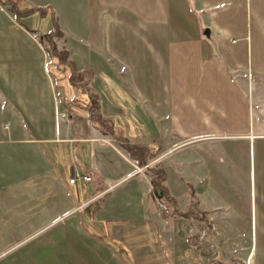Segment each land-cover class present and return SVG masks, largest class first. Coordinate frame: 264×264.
Segmentation results:
<instances>
[{
  "label": "crops",
  "instance_id": "obj_1",
  "mask_svg": "<svg viewBox=\"0 0 264 264\" xmlns=\"http://www.w3.org/2000/svg\"><path fill=\"white\" fill-rule=\"evenodd\" d=\"M56 33L82 83L49 72ZM250 96L264 0H0V264H205L188 218L219 248L222 216L190 183L255 137ZM241 251L214 264H264Z\"/></svg>",
  "mask_w": 264,
  "mask_h": 264
},
{
  "label": "rangeland",
  "instance_id": "obj_2",
  "mask_svg": "<svg viewBox=\"0 0 264 264\" xmlns=\"http://www.w3.org/2000/svg\"><path fill=\"white\" fill-rule=\"evenodd\" d=\"M56 34L54 35L55 38L52 37L50 44L47 43L46 45L47 58L50 63L49 72L51 73V69L57 66V57H62L63 67L70 75L71 72L76 71L71 70L66 54H61L63 49L61 38L58 33ZM76 74L82 83L83 74ZM250 105L253 124V131L250 134L255 137L253 139L246 138L245 142H239L238 150L229 153L223 151L227 155L219 153L216 155L214 163L206 165L202 161L201 166L197 165L199 182L190 183L191 188L200 185L203 191L202 201L207 205L205 206L208 208L218 207V214L222 216L219 231L224 244L218 248L212 239L211 226L207 231L215 251L213 261L217 259L221 249L227 254L244 255L246 253L243 254L240 250L242 248L248 250L251 242L256 244V249L259 252L261 241L264 242V102L262 100L255 102L253 96H250ZM155 133L158 137L160 136L159 132ZM177 155L169 159L171 161L172 159L178 160L180 154ZM190 160L192 163L195 159L191 158ZM188 167L190 169L191 165ZM173 177L176 179V176ZM177 200L180 201V199ZM159 201L169 208L173 207V200L160 197ZM211 214L217 216L215 210ZM202 248L205 253V264H209L208 257L211 255V248Z\"/></svg>",
  "mask_w": 264,
  "mask_h": 264
},
{
  "label": "built area",
  "instance_id": "obj_3",
  "mask_svg": "<svg viewBox=\"0 0 264 264\" xmlns=\"http://www.w3.org/2000/svg\"><path fill=\"white\" fill-rule=\"evenodd\" d=\"M31 38L34 41H38V37L35 34H32ZM56 56H57V54H56ZM70 75H72V72ZM72 78H73L75 83L80 82L79 78L76 74L72 75ZM57 117L63 118L64 115L58 114ZM132 168H133L134 172L140 173L144 169L147 168V165H140L139 166V162L134 161V163L132 164ZM77 179H80L84 182H88L90 180L87 176H80L77 172H73L72 177H71V179H69L68 183L73 184L75 182V180H77ZM157 208L162 213H166V211H167L166 206L160 202H157ZM188 220H189V223L191 224V226L196 230L195 236H194V243L199 247L211 248L212 252H211V255L208 257V262H209V264H214L215 261H213V257L215 255V251H214V247H213V245H212V243H211V241L207 235V231H208V228L210 226L209 221L206 219H203V217H201L199 215H191L188 218Z\"/></svg>",
  "mask_w": 264,
  "mask_h": 264
},
{
  "label": "trees",
  "instance_id": "obj_4",
  "mask_svg": "<svg viewBox=\"0 0 264 264\" xmlns=\"http://www.w3.org/2000/svg\"><path fill=\"white\" fill-rule=\"evenodd\" d=\"M55 35H57V34H55ZM61 59H62V57L61 58H57L56 64H57V66L63 67L64 66V62ZM84 77H86L85 74L82 75V78H84ZM152 190L158 192L157 195H155V196H159L158 194H161V192L158 191V184H156V183H153Z\"/></svg>",
  "mask_w": 264,
  "mask_h": 264
},
{
  "label": "water",
  "instance_id": "obj_5",
  "mask_svg": "<svg viewBox=\"0 0 264 264\" xmlns=\"http://www.w3.org/2000/svg\"><path fill=\"white\" fill-rule=\"evenodd\" d=\"M204 34H207V31H205V33Z\"/></svg>",
  "mask_w": 264,
  "mask_h": 264
}]
</instances>
